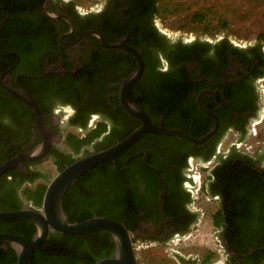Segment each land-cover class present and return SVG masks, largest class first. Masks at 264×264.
<instances>
[{
  "label": "flooded vegetation",
  "instance_id": "af4514ba",
  "mask_svg": "<svg viewBox=\"0 0 264 264\" xmlns=\"http://www.w3.org/2000/svg\"><path fill=\"white\" fill-rule=\"evenodd\" d=\"M140 1L0 0V165L15 160L0 211L41 209L26 190L140 128L133 106L187 136L135 139L71 186L69 210L110 208L135 250L181 248L180 264H264V42L172 36ZM204 216L218 243L199 247ZM25 221L0 220V235L28 237Z\"/></svg>",
  "mask_w": 264,
  "mask_h": 264
},
{
  "label": "water",
  "instance_id": "95a60500",
  "mask_svg": "<svg viewBox=\"0 0 264 264\" xmlns=\"http://www.w3.org/2000/svg\"><path fill=\"white\" fill-rule=\"evenodd\" d=\"M157 21L159 27L172 36L190 37L194 35H204L198 32H184L169 29L162 25L159 18H157ZM221 34L231 36L228 32H222ZM136 77H138V73L132 75L131 78L128 79V83L133 82ZM126 107L132 113L140 114L144 119V124L140 128L135 130L124 140L107 149L80 158L59 172L47 185L41 209L26 205L20 210L0 211V220L18 218L27 220L36 226V232L32 237L7 234L0 235V239H6L15 249L17 264H31L35 249L47 239L51 231L72 235H82L97 231L108 232L115 243L114 254L99 259L94 264H140L131 234L124 224L115 219L99 215H94L93 217L81 221L71 222L63 206L66 192L83 174L102 163H115V156L143 134L149 131H158L176 136H187L180 130L153 126V124H150V122L146 120L145 113L142 112L141 109L128 105H126ZM203 139L204 138L194 140L201 141ZM14 162L15 160L12 159L1 164L0 175L8 167L13 165ZM176 254V251H171L170 253V255H174L175 257Z\"/></svg>",
  "mask_w": 264,
  "mask_h": 264
},
{
  "label": "rangeland",
  "instance_id": "374dc122",
  "mask_svg": "<svg viewBox=\"0 0 264 264\" xmlns=\"http://www.w3.org/2000/svg\"><path fill=\"white\" fill-rule=\"evenodd\" d=\"M74 1L86 8L99 0ZM159 6L162 15L158 18L166 28L206 36L228 32L233 39L264 42V0H160ZM196 13H202L205 20H194ZM202 219L204 228L196 232V237L190 242L199 247L206 243H218L216 235H212L208 229L210 218L204 216ZM146 244L150 242L143 243ZM177 249L181 250L142 246L135 251L141 264H180L174 255H170L171 251Z\"/></svg>",
  "mask_w": 264,
  "mask_h": 264
},
{
  "label": "trees",
  "instance_id": "16d2710c",
  "mask_svg": "<svg viewBox=\"0 0 264 264\" xmlns=\"http://www.w3.org/2000/svg\"><path fill=\"white\" fill-rule=\"evenodd\" d=\"M150 3L152 12L157 16L162 15V10L160 9L161 6H159L160 0H151ZM194 17H196L194 20H205V17L202 13H196ZM46 188V185H40V187L36 190L28 188L26 190V195L28 199L33 200L34 204L40 207L42 206ZM70 188L65 195L64 209L71 222L81 221L89 217H93L96 215L94 214L95 212L99 216L120 221L121 217L119 213H116L110 208L106 211L100 207L94 208L93 210L88 211L86 216L72 213L66 205ZM25 224L31 227V231L25 235L31 237L32 233L36 230V226L28 221H25ZM114 251L115 243L113 242L111 235L107 232L97 231L82 235H70L67 233L52 231L49 235V238L43 243V245H41L40 249H37L33 255L31 264H48V257H62L64 260H66V262L71 264H94L99 259L112 256ZM46 254L48 256H46L44 259ZM0 264H17V257L14 251L0 252Z\"/></svg>",
  "mask_w": 264,
  "mask_h": 264
}]
</instances>
